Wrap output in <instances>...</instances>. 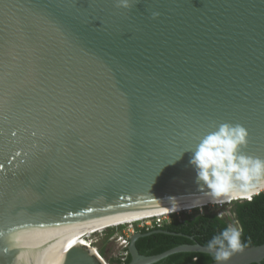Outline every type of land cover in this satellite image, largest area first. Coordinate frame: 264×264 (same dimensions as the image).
I'll list each match as a JSON object with an SVG mask.
<instances>
[{
  "label": "water",
  "instance_id": "1",
  "mask_svg": "<svg viewBox=\"0 0 264 264\" xmlns=\"http://www.w3.org/2000/svg\"><path fill=\"white\" fill-rule=\"evenodd\" d=\"M131 4L0 0L1 243L93 210L199 193L186 150L221 123L244 126L245 153L264 159V0ZM155 233L169 234L130 238L129 264L212 255L199 244L140 254L138 240ZM263 261L261 245L228 264ZM0 264L106 263L76 246L15 260L0 249Z\"/></svg>",
  "mask_w": 264,
  "mask_h": 264
},
{
  "label": "clouds",
  "instance_id": "2",
  "mask_svg": "<svg viewBox=\"0 0 264 264\" xmlns=\"http://www.w3.org/2000/svg\"><path fill=\"white\" fill-rule=\"evenodd\" d=\"M116 6L130 8L131 0H116ZM158 16V12L152 13L153 18ZM248 137V130L241 124L221 123L200 137L194 149L186 150L192 153L189 164L195 170L198 191L209 196L207 203L222 205L241 196L250 200L252 194L264 189V159L245 153ZM194 196V202L187 206H181L176 197H168L170 207L160 211L176 213L182 207L187 210L202 209L204 204L199 201V195ZM3 236L4 231L0 230V238ZM242 236L243 227L237 221L213 236L206 248L217 264H228L247 246Z\"/></svg>",
  "mask_w": 264,
  "mask_h": 264
},
{
  "label": "bare ground",
  "instance_id": "3",
  "mask_svg": "<svg viewBox=\"0 0 264 264\" xmlns=\"http://www.w3.org/2000/svg\"><path fill=\"white\" fill-rule=\"evenodd\" d=\"M261 192H264V189L259 191V193ZM258 194L254 193L252 196H256ZM194 195H199V201L204 204V206L211 205L210 203H207L209 196L201 194L200 192L179 196L176 197V199L181 206H187L191 205L196 199ZM240 198L247 197L241 196L237 199ZM168 207H170V202L166 199L155 202L133 203L128 205L122 204L97 209L88 212L89 214H80L78 218L74 217L69 219V221L60 222V220L52 222L49 226H44L46 224L41 226H32L29 228L28 232H17L11 234L8 238H4L2 243L0 242V249L2 250L3 256L8 260L19 259L30 254L60 247H63L68 252L76 246H84L95 253L92 248H90V244L88 245L84 241L80 242V240H77L79 233H86L98 228H105L104 226L110 227L116 225H130L156 217H164L174 214L170 212L163 213L160 211L161 208ZM184 210L187 209L182 207V209L178 212ZM117 227L119 226H116L115 228ZM55 234H58V238L48 242L50 237ZM73 241L75 243H73ZM93 249L95 250V248ZM96 254L101 260H103L98 252Z\"/></svg>",
  "mask_w": 264,
  "mask_h": 264
},
{
  "label": "trees",
  "instance_id": "4",
  "mask_svg": "<svg viewBox=\"0 0 264 264\" xmlns=\"http://www.w3.org/2000/svg\"><path fill=\"white\" fill-rule=\"evenodd\" d=\"M231 204V220L229 217H220L211 212L199 214L196 217L188 216L183 220L177 216L178 218H174L170 224H165L162 229H159L169 234L155 233L145 236L138 240L136 246L140 254L145 256L159 255L183 245L199 244L206 247L213 236L237 221L243 227L242 240L247 244L245 248L264 245V192L254 196L251 201H231ZM207 207L206 205L205 208ZM142 233L148 232L142 231ZM130 262L129 256L126 264ZM215 262L212 255L179 253L159 264H213ZM261 264H264V261Z\"/></svg>",
  "mask_w": 264,
  "mask_h": 264
},
{
  "label": "rangeland",
  "instance_id": "5",
  "mask_svg": "<svg viewBox=\"0 0 264 264\" xmlns=\"http://www.w3.org/2000/svg\"><path fill=\"white\" fill-rule=\"evenodd\" d=\"M245 198H240L237 199L239 200H243ZM235 200V201H237ZM208 207L205 208V206L201 209V208H194L191 210H184L181 212H176L172 215L171 218H169V224L174 220V218H178L177 216H179V218L181 220L185 219L186 217H196L199 214H205L207 212H211V213H215L220 217H231V208H232V204L231 201L226 202L222 205L220 204H211V205H207ZM231 220V218H230ZM148 221V220H146ZM150 223H152L150 221ZM141 225V223L135 224V228L137 229L139 226ZM116 226H119L118 228H115ZM116 226H104L105 228H98L96 230H91L89 232H81L79 233V236L77 238V240L84 241L89 245V242L92 243V245L90 246V248H92V250L95 253H99L100 256L102 257L103 260H106V262L110 263V264H116V262H114L116 259V255H115V246L117 248H119V243L118 240L115 239L118 236H131L128 229L129 226H120V225H116ZM111 228V229H109ZM108 229V230H107ZM106 230V231H104ZM89 235V236H88ZM114 237L115 241L110 243V239ZM58 238V234H55L53 236L50 237L48 242L53 241L54 239ZM95 248V250L93 249ZM97 248V249H96ZM103 256H102V255Z\"/></svg>",
  "mask_w": 264,
  "mask_h": 264
},
{
  "label": "built area",
  "instance_id": "6",
  "mask_svg": "<svg viewBox=\"0 0 264 264\" xmlns=\"http://www.w3.org/2000/svg\"><path fill=\"white\" fill-rule=\"evenodd\" d=\"M172 216H174V215H168V216H164V217H156V218L150 219L148 221L138 222V223H141V225L137 229L135 228V224H138V223L130 224V225H124V226H129L128 231H129L131 236L125 235V236H118L117 238H115L118 240V243L120 245L119 248H117L115 246V255H116L115 259H116L117 264H126V261H127L128 257L130 256L129 255L130 238L134 234L142 233V231L151 232V231L162 229L165 224H169V218H171ZM150 221L152 223H150ZM104 231H106V230H104ZM115 239H114V237H112L110 239V243L114 242ZM89 244L92 245V243H90V242H89ZM104 262L106 264H110V263L106 262V260H104Z\"/></svg>",
  "mask_w": 264,
  "mask_h": 264
},
{
  "label": "snow or ice",
  "instance_id": "7",
  "mask_svg": "<svg viewBox=\"0 0 264 264\" xmlns=\"http://www.w3.org/2000/svg\"><path fill=\"white\" fill-rule=\"evenodd\" d=\"M73 243H75V242L73 241Z\"/></svg>",
  "mask_w": 264,
  "mask_h": 264
},
{
  "label": "flooded vegetation",
  "instance_id": "8",
  "mask_svg": "<svg viewBox=\"0 0 264 264\" xmlns=\"http://www.w3.org/2000/svg\"><path fill=\"white\" fill-rule=\"evenodd\" d=\"M147 234V233H146Z\"/></svg>",
  "mask_w": 264,
  "mask_h": 264
}]
</instances>
